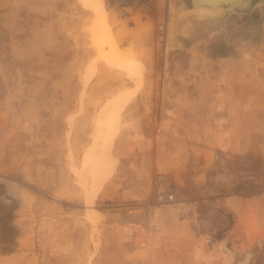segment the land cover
I'll return each mask as SVG.
<instances>
[{
  "label": "rangeland",
  "instance_id": "rangeland-1",
  "mask_svg": "<svg viewBox=\"0 0 264 264\" xmlns=\"http://www.w3.org/2000/svg\"><path fill=\"white\" fill-rule=\"evenodd\" d=\"M201 1L103 0L144 78L89 204L138 80L87 0H0V264H264V0Z\"/></svg>",
  "mask_w": 264,
  "mask_h": 264
},
{
  "label": "bare ground",
  "instance_id": "bare-ground-1",
  "mask_svg": "<svg viewBox=\"0 0 264 264\" xmlns=\"http://www.w3.org/2000/svg\"><path fill=\"white\" fill-rule=\"evenodd\" d=\"M87 1L91 4V7H94L95 9L96 18L93 24L94 35L100 39L102 45H104V43L108 45V50L104 53L105 58L108 62L115 63L116 65L118 64L122 68L128 70L138 80L135 88H129L124 92L115 95L109 99L99 111L96 121L98 132L103 142L101 144V151H94L89 157L90 173L94 180L93 186L88 195L90 197V204L101 191L103 182L107 175H109V172L115 168L116 159L112 154V146L120 130L121 114L127 104L132 101L137 90L142 86L144 69L139 63L135 62L132 57L125 58L122 56L118 43L107 24L103 0ZM203 1L204 0L201 2ZM213 1L215 0H205V2H210L205 4L210 5ZM102 178L103 180H101ZM241 253L240 250V254Z\"/></svg>",
  "mask_w": 264,
  "mask_h": 264
},
{
  "label": "built area",
  "instance_id": "built-area-1",
  "mask_svg": "<svg viewBox=\"0 0 264 264\" xmlns=\"http://www.w3.org/2000/svg\"><path fill=\"white\" fill-rule=\"evenodd\" d=\"M171 198H173V195H169V196H167L165 194H159L158 195V199H160V200L171 199Z\"/></svg>",
  "mask_w": 264,
  "mask_h": 264
},
{
  "label": "water",
  "instance_id": "water-1",
  "mask_svg": "<svg viewBox=\"0 0 264 264\" xmlns=\"http://www.w3.org/2000/svg\"><path fill=\"white\" fill-rule=\"evenodd\" d=\"M203 3H210V2H205V1H203Z\"/></svg>",
  "mask_w": 264,
  "mask_h": 264
}]
</instances>
